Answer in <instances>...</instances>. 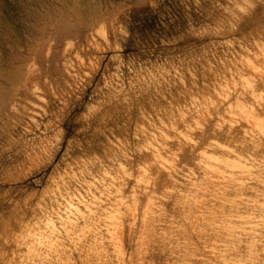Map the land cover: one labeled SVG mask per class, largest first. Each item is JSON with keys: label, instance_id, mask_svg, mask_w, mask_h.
<instances>
[{"label": "rangeland", "instance_id": "1", "mask_svg": "<svg viewBox=\"0 0 264 264\" xmlns=\"http://www.w3.org/2000/svg\"><path fill=\"white\" fill-rule=\"evenodd\" d=\"M0 264H264V0H0Z\"/></svg>", "mask_w": 264, "mask_h": 264}]
</instances>
